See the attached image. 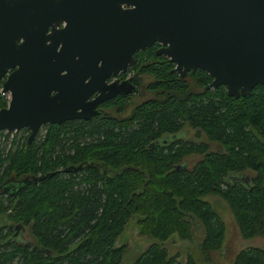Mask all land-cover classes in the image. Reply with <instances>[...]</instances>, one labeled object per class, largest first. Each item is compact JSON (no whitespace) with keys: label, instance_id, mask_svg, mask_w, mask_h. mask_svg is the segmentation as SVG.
Segmentation results:
<instances>
[{"label":"trees","instance_id":"obj_1","mask_svg":"<svg viewBox=\"0 0 264 264\" xmlns=\"http://www.w3.org/2000/svg\"><path fill=\"white\" fill-rule=\"evenodd\" d=\"M138 57L155 95L129 116L44 124L28 144L23 128L13 148H0V213L32 239L14 242L13 226H0V264H118L125 245L114 241L133 217L153 241L131 264H180L164 243L191 239L193 224L205 264H214L225 229L209 195L226 203L241 237L264 234V87L233 98L224 86L207 88L211 77L199 69L179 78L151 48ZM186 125L204 141L175 138ZM223 264H264V249L243 247Z\"/></svg>","mask_w":264,"mask_h":264},{"label":"water","instance_id":"obj_2","mask_svg":"<svg viewBox=\"0 0 264 264\" xmlns=\"http://www.w3.org/2000/svg\"><path fill=\"white\" fill-rule=\"evenodd\" d=\"M154 42L181 76L208 74L207 88L237 98L264 87V0H0V85L11 94L0 131L26 128L28 144L43 124L87 119L96 113L89 93L99 92L96 103L132 91L128 80L105 78Z\"/></svg>","mask_w":264,"mask_h":264},{"label":"rangeland","instance_id":"obj_3","mask_svg":"<svg viewBox=\"0 0 264 264\" xmlns=\"http://www.w3.org/2000/svg\"><path fill=\"white\" fill-rule=\"evenodd\" d=\"M145 96L147 95L143 94L141 98L132 100V102L129 103L123 112V116L128 115L131 112L132 106ZM19 131L15 133L0 131V148L4 150V152H6L9 148L14 147L15 143L21 137ZM38 133H40V128ZM211 147L212 149H218V146L214 144ZM196 157L197 156L193 155L192 157H188V159L189 161H192L196 159ZM206 200L219 214L225 229L224 239L221 247L218 250L213 251L211 254L214 264H223L231 260L234 254L243 247L256 246L264 249V234L254 236L250 239L241 237L237 225L234 222L232 214L226 203L215 195L206 196ZM135 218L137 217L131 218L125 224L122 232L116 237L114 241L115 246L121 244L125 245L124 252L118 264H131V262L148 246V244L153 241L149 237L139 233ZM10 225H15L12 219H10L6 214L0 213V226ZM202 233L203 231L201 225L193 224L191 239L180 240L176 236L170 237L164 243L168 256H176V260L180 264H183L188 256L194 260L195 264H205L199 249V244L203 235ZM21 237L22 239L32 241L26 230L22 232Z\"/></svg>","mask_w":264,"mask_h":264},{"label":"flooded vegetation","instance_id":"obj_4","mask_svg":"<svg viewBox=\"0 0 264 264\" xmlns=\"http://www.w3.org/2000/svg\"><path fill=\"white\" fill-rule=\"evenodd\" d=\"M62 25H63V23H61L58 27H60ZM160 47H162L161 44H158V43L154 42L149 47H146V48H144L142 50L135 51V53L133 54L134 62H133L132 65H129L124 70H121V71L117 72L114 76H109V77L105 78L104 85H108V84H110L113 81H117L119 83V82H121L123 80H128L131 83L132 87H133V89H132V91L130 93L115 94V95H113L111 97L104 98L101 101L99 100L96 103H93V100L96 99V97L98 96L99 92L94 91L92 93H89L88 97L85 99V102L88 103L87 107H89V108H87V111L88 112L96 111V113H92L87 119L76 118V119H70V120L89 121V120L93 119L94 117L108 118L110 115L114 116V117H116V116L117 117H120V116L121 117H126V116H129L131 114V112L134 110V107H137L141 103H143V102H145L147 100H151L152 98H154V95H155L154 92L148 88L149 83L152 82L154 78L150 74L142 73L140 71L141 64H140V60H139V57H138V52H141V51H143L145 49H150L151 48L154 55L160 56L161 58H164L168 63H172L165 56H163L162 54L156 53V50L158 48H160ZM173 68H174V64L172 63V66L170 68V72L175 73L179 78L185 79V80L190 78L189 73H192L195 70V69L193 71L188 70L184 75L181 76L178 72L174 71ZM10 71H11V69L6 70V72L4 74V77ZM2 80H3V78L0 80V84H1ZM190 83L191 84L193 83L192 86H194L193 88H195L194 82L191 81ZM209 83L210 82H208V84ZM107 92H108L107 89H105L104 94L107 93ZM9 94H10V92H9ZM143 94L147 95V96L143 97V99H141L140 101L135 103L132 106L131 112L128 115H124L123 116V112L125 111L126 107L129 105V103L132 102V100H134L136 98H141V96ZM10 98H11V94H10ZM120 102L123 103L124 105L121 106V108H118L117 105ZM70 120H66V121H70ZM63 122H65V121H63ZM174 136L177 139H182V140L195 142V143H198L199 141H204V138L202 139L203 136L196 137L194 130L189 128L187 125L184 126L180 131H178ZM162 142H164V141L162 140ZM213 144L216 145L215 143H212V142L208 143L210 149H212L211 146ZM24 230H26L28 232V229L26 227H23V226L20 225V227L17 230V233L15 235H12V240L14 242L19 243V244H23V245L24 244H28L30 241H28L27 239H22V237H21L22 236V232ZM12 231L14 233V229Z\"/></svg>","mask_w":264,"mask_h":264},{"label":"built area","instance_id":"obj_5","mask_svg":"<svg viewBox=\"0 0 264 264\" xmlns=\"http://www.w3.org/2000/svg\"><path fill=\"white\" fill-rule=\"evenodd\" d=\"M0 100L4 103V106H6L8 104V102L10 101V94L8 91H3L1 86H0ZM5 131V130H3ZM7 132V131H5ZM17 131H10L8 133H15Z\"/></svg>","mask_w":264,"mask_h":264}]
</instances>
